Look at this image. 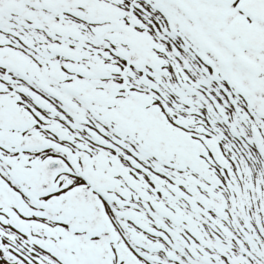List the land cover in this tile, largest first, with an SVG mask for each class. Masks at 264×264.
I'll list each match as a JSON object with an SVG mask.
<instances>
[{
	"label": "snow or ice",
	"instance_id": "snow-or-ice-1",
	"mask_svg": "<svg viewBox=\"0 0 264 264\" xmlns=\"http://www.w3.org/2000/svg\"><path fill=\"white\" fill-rule=\"evenodd\" d=\"M0 264H264V0H0Z\"/></svg>",
	"mask_w": 264,
	"mask_h": 264
}]
</instances>
